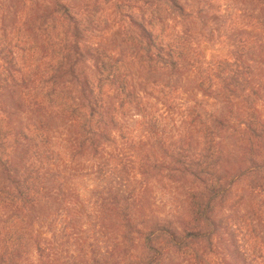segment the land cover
<instances>
[{
	"label": "trees",
	"instance_id": "obj_1",
	"mask_svg": "<svg viewBox=\"0 0 264 264\" xmlns=\"http://www.w3.org/2000/svg\"><path fill=\"white\" fill-rule=\"evenodd\" d=\"M210 9L0 0V264H264L261 86Z\"/></svg>",
	"mask_w": 264,
	"mask_h": 264
},
{
	"label": "rangeland",
	"instance_id": "obj_2",
	"mask_svg": "<svg viewBox=\"0 0 264 264\" xmlns=\"http://www.w3.org/2000/svg\"><path fill=\"white\" fill-rule=\"evenodd\" d=\"M190 1V0H187ZM211 8V16L207 24L208 28L217 36L215 45L205 44L207 56L212 59L218 56H224L229 53L230 45L234 47V41L243 37L249 48L247 64L253 75L255 83L261 86V109L264 116V13L261 11L263 1L260 0H203ZM119 36V30L116 28L111 34L107 32L97 33L92 39V44H106L112 35ZM226 44H224V43ZM185 92L182 95V103H190L191 98H198L205 103H212L216 110L219 108L217 102L209 98H204L197 91L193 77L183 79L181 82ZM162 107H160L161 109ZM20 121H25L24 116L20 115ZM54 126H60V123H54ZM65 131L68 126L62 125ZM61 131V130H60ZM153 211L165 213L169 210L171 197L167 196L162 190L153 194ZM43 238L50 237L40 232Z\"/></svg>",
	"mask_w": 264,
	"mask_h": 264
}]
</instances>
